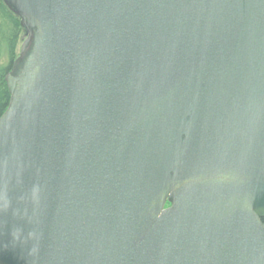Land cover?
Returning a JSON list of instances; mask_svg holds the SVG:
<instances>
[{
  "label": "water",
  "instance_id": "water-1",
  "mask_svg": "<svg viewBox=\"0 0 264 264\" xmlns=\"http://www.w3.org/2000/svg\"><path fill=\"white\" fill-rule=\"evenodd\" d=\"M4 2L0 264H264V0Z\"/></svg>",
  "mask_w": 264,
  "mask_h": 264
},
{
  "label": "trees",
  "instance_id": "trees-1",
  "mask_svg": "<svg viewBox=\"0 0 264 264\" xmlns=\"http://www.w3.org/2000/svg\"><path fill=\"white\" fill-rule=\"evenodd\" d=\"M25 28L22 19L0 0V117L9 106L11 94L6 82V75L12 70L17 59L18 43ZM3 53L5 62L1 63ZM264 221V218H263Z\"/></svg>",
  "mask_w": 264,
  "mask_h": 264
},
{
  "label": "rangeland",
  "instance_id": "rangeland-1",
  "mask_svg": "<svg viewBox=\"0 0 264 264\" xmlns=\"http://www.w3.org/2000/svg\"><path fill=\"white\" fill-rule=\"evenodd\" d=\"M27 38H28V31L26 30V28H23V30L21 32V35H20L19 43H18V50H17V55L18 56H19V54L21 52V49H22V46H23V44H24V42L26 41ZM4 62H5V53H3L2 60H1V63H4Z\"/></svg>",
  "mask_w": 264,
  "mask_h": 264
}]
</instances>
